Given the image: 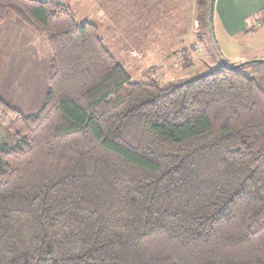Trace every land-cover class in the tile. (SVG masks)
I'll return each mask as SVG.
<instances>
[{"label":"trees","instance_id":"obj_1","mask_svg":"<svg viewBox=\"0 0 264 264\" xmlns=\"http://www.w3.org/2000/svg\"><path fill=\"white\" fill-rule=\"evenodd\" d=\"M7 11L50 62L37 113L0 99V264H264L263 61L135 82L68 7Z\"/></svg>","mask_w":264,"mask_h":264},{"label":"crops","instance_id":"obj_2","mask_svg":"<svg viewBox=\"0 0 264 264\" xmlns=\"http://www.w3.org/2000/svg\"><path fill=\"white\" fill-rule=\"evenodd\" d=\"M38 1L59 3L71 9L76 0ZM201 2L202 0H92L89 4L86 3V10L80 9L78 3L73 9L80 10L82 14L89 11L99 14L95 18L102 19L96 25L86 19L83 20V23L95 25L99 37V29L102 30L107 24L109 26L114 25L115 28L120 27L125 33H130L135 18L158 20L159 33L161 35L165 34V38H167L161 42H163L164 47L170 48L175 43L183 45L184 35L189 34L191 28L196 29L198 12L202 8ZM72 12L75 15L73 10ZM212 16L216 17L219 38L225 49L231 54L233 61L258 59L264 62V0H215ZM185 19L190 21L188 22L189 25H185ZM190 23L193 24L190 26ZM101 40L104 44V40L102 38ZM123 42L124 46L127 45L128 47H126L129 49L128 39ZM244 42H247V44L245 45ZM247 45L254 47L253 50L245 55H239L236 48L239 46V50L245 49ZM3 54L9 56L8 59H11L10 64L13 66L12 69L16 72L17 77L26 84L25 87L30 90V93L26 96L35 97V91L42 88L40 80H43L44 90L46 89L47 67L50 60L47 43L13 15L6 16L5 21L0 24V58L4 56ZM25 57L30 59V63L22 66ZM113 58L123 67V57L121 58V55L114 53ZM17 59L21 61L19 68V62H16ZM12 69H5V74L2 75L5 84L0 88V99L7 105H11L10 107L18 110L17 106L11 104L10 96L18 93V90L24 91V87L16 86L14 82L7 78L6 74L12 72ZM18 71L21 73H18ZM28 72L33 75L32 79L26 75ZM30 82L33 84H30ZM21 108L23 107L20 105L18 111H26L21 110Z\"/></svg>","mask_w":264,"mask_h":264},{"label":"rangeland","instance_id":"obj_3","mask_svg":"<svg viewBox=\"0 0 264 264\" xmlns=\"http://www.w3.org/2000/svg\"><path fill=\"white\" fill-rule=\"evenodd\" d=\"M76 1H74L75 2L74 6H76V4L78 3L77 5L79 6L80 9L86 10L87 7L86 3L89 4V2L92 0H80V1L76 0ZM201 3L203 4V7L198 12L199 15H198L196 29L194 30L191 28L190 33L184 35L185 41L183 45L179 43L178 44L175 43L170 48L164 47L163 42L161 41H164L167 38H165V34L161 35L159 33L160 28H159L158 20L145 19V18H135L134 25L133 28L130 29V33H125L120 27L115 28L114 25L109 26L107 24L105 28H103L102 30L99 29L100 37L104 40V44L103 41L101 40L102 44L105 47V49L108 50L110 54H112V56L114 55V53L115 54L118 53L119 55H121V58L123 57L122 61H123L124 70L126 71V73L131 78L132 81L138 82L145 79V81L148 82L151 80V78H154L162 84V83H168L170 81L194 79L200 75L209 72L219 64L218 63L219 60L211 44L209 34L206 31V29L201 26L202 24L200 23V18L206 12L209 0H202ZM73 8L71 7V9L75 12L77 25L82 24L83 20L85 19L96 25L98 21L102 19V18L101 19L95 18V16H99L97 12L89 11L86 13L84 12L85 14H82L80 10L78 9L74 10ZM9 15H13V14L7 11L5 14V19L6 16ZM188 22L190 21L185 19V25H189ZM192 24L193 23H190V26ZM26 27L29 28L28 26ZM212 28H213V40L218 46L221 56L224 59H226L231 66L241 65L243 63L251 62V61H260V62L263 61L258 59L255 60L251 59L247 61H233L231 59L232 58L231 54H229V52L225 49V46L223 45V43L219 38L218 27L216 24V17L214 16L212 19ZM35 34L38 35L37 33ZM126 39H128L129 49L127 48L128 47L127 45H126L127 47L124 46L123 41H125ZM244 43L245 45L247 44V42ZM248 45L245 49L242 48L241 50L238 49L240 48L238 46V48H236L238 54L245 55L247 52L253 50L254 47ZM48 51L50 53L49 47H48ZM3 55L4 56L0 58V88L3 84H5V80L3 79L2 76L3 74H5L4 70L13 68V66L10 64L11 59H8L9 56L5 54ZM16 62H19L18 65L19 68V66H21V61L17 59ZM29 63H30V59L25 57L23 59L22 66L28 65ZM5 66L6 68H4ZM48 67H49V63H48ZM258 67H264V63L246 66L244 69L241 70V72L248 73L252 69ZM18 73L21 72L18 71ZM26 75L31 79L33 78V75H31L29 72ZM6 76L7 78L10 79L11 82H14L16 86L24 87V91L18 90V93L11 95L10 100H11V104L18 107V110H20V105H21L23 107L21 108V110H26V111L20 112L16 109L15 110L25 116H29L37 113L43 106L45 93L47 91V77H46V89L44 90L43 80H40V82H42L41 90L35 91V97L30 98L26 96V94L30 93V90L27 89L25 87L26 84L17 77V74L14 71V69H12V72L6 74ZM30 84L33 83L30 82ZM33 89L35 88L33 87ZM11 108L14 109V107ZM2 144H8L13 146L17 144V138L12 133L9 132L7 126H5L0 122V145Z\"/></svg>","mask_w":264,"mask_h":264},{"label":"water","instance_id":"obj_4","mask_svg":"<svg viewBox=\"0 0 264 264\" xmlns=\"http://www.w3.org/2000/svg\"><path fill=\"white\" fill-rule=\"evenodd\" d=\"M214 2L215 0H209V4H208V13H207V27H208V32H209V38H210V41H211V44H212V47L214 49V52L220 62V64L223 66V67H229V63L227 62L226 59H224L220 53L218 52L215 44H214V40H213V28H212V14H213V6H214ZM251 62H259V61H251ZM251 62H246V63H243L241 65H244V64H248V63H251ZM241 65H237V66H234V67H231V68H234L236 69L238 66H241Z\"/></svg>","mask_w":264,"mask_h":264}]
</instances>
